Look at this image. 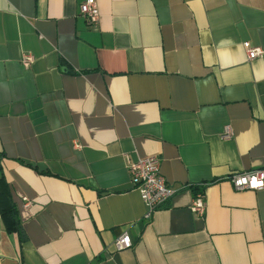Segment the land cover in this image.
<instances>
[{
	"label": "crops",
	"instance_id": "0c3cea01",
	"mask_svg": "<svg viewBox=\"0 0 264 264\" xmlns=\"http://www.w3.org/2000/svg\"><path fill=\"white\" fill-rule=\"evenodd\" d=\"M84 1L0 0V264H264V190L229 179L264 167V0ZM154 154L178 191L147 219Z\"/></svg>",
	"mask_w": 264,
	"mask_h": 264
},
{
	"label": "built area",
	"instance_id": "2783aa9c",
	"mask_svg": "<svg viewBox=\"0 0 264 264\" xmlns=\"http://www.w3.org/2000/svg\"><path fill=\"white\" fill-rule=\"evenodd\" d=\"M80 14L86 19L87 24L97 28L100 22L101 13L97 0H85L80 5ZM244 47L248 58L254 60L262 55L263 49L253 46L249 41L244 42ZM35 60L31 53L23 55L22 62L25 66H30ZM234 135L233 129L227 125L222 134V138L229 140ZM127 168L131 174L133 185L139 190L141 197L147 207L145 217L150 219L154 212L165 205L169 199L178 191V188L168 183L166 177L161 172V157L157 154L138 159L126 158ZM234 188L238 191L264 190V167L232 174L229 177ZM203 184L198 186L202 187ZM188 186L187 184L183 185ZM201 189V188H200ZM198 189L193 196L191 209L198 215H203L206 211V198L203 189ZM25 205L29 206L31 201L25 197ZM115 249L122 251L133 246V241L127 231L120 234L114 242Z\"/></svg>",
	"mask_w": 264,
	"mask_h": 264
},
{
	"label": "trees",
	"instance_id": "16d2710c",
	"mask_svg": "<svg viewBox=\"0 0 264 264\" xmlns=\"http://www.w3.org/2000/svg\"><path fill=\"white\" fill-rule=\"evenodd\" d=\"M1 213L7 222V227L9 229L18 230L19 229V222L17 218V212L14 206H6L0 205Z\"/></svg>",
	"mask_w": 264,
	"mask_h": 264
}]
</instances>
